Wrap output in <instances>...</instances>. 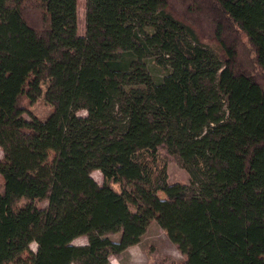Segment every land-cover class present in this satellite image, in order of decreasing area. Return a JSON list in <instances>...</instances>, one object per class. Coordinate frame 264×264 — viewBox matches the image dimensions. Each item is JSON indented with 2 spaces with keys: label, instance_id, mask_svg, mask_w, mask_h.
<instances>
[{
  "label": "trees",
  "instance_id": "obj_1",
  "mask_svg": "<svg viewBox=\"0 0 264 264\" xmlns=\"http://www.w3.org/2000/svg\"><path fill=\"white\" fill-rule=\"evenodd\" d=\"M84 17L79 35L77 0H0V264H109L152 220L173 264H264V0H86ZM36 102L52 112L26 119Z\"/></svg>",
  "mask_w": 264,
  "mask_h": 264
},
{
  "label": "rangeland",
  "instance_id": "obj_2",
  "mask_svg": "<svg viewBox=\"0 0 264 264\" xmlns=\"http://www.w3.org/2000/svg\"><path fill=\"white\" fill-rule=\"evenodd\" d=\"M85 2L86 0H77V32L79 35L84 34L85 30ZM153 73L158 71L154 69ZM73 78L67 79L59 86V90L62 92H68L71 89ZM53 108L51 106H44L40 102L34 103L28 113H24L26 119L32 117L43 119ZM78 116H85L84 111H78ZM7 129L17 134L12 124L7 126ZM2 151L0 149V159L2 158ZM52 154L50 158H52ZM167 181L171 183H187V173L183 170L173 159L170 158L166 167ZM92 178L98 185L103 182L102 175L99 171L94 170L91 172ZM3 183L2 176L0 175V185ZM160 198H166L164 191L158 192ZM79 217V213L73 210L64 219V227H67L74 220ZM111 239L116 240L119 234H109ZM75 245L86 244L85 237H78L73 242ZM32 252L36 251V244L31 243L29 246ZM185 254H183L177 245L172 243L166 235V232L158 226L155 220L149 223V226L141 238L140 242L136 245L128 247L120 254H114L109 258V264H173L181 263L185 260Z\"/></svg>",
  "mask_w": 264,
  "mask_h": 264
}]
</instances>
